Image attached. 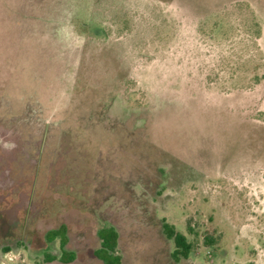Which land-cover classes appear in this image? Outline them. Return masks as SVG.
Segmentation results:
<instances>
[{
	"label": "rangeland",
	"instance_id": "rangeland-1",
	"mask_svg": "<svg viewBox=\"0 0 264 264\" xmlns=\"http://www.w3.org/2000/svg\"><path fill=\"white\" fill-rule=\"evenodd\" d=\"M257 75L264 0H0V155L39 149L0 209L43 210L29 230L0 215V264H45L62 222L75 264H103L102 223L122 264H264Z\"/></svg>",
	"mask_w": 264,
	"mask_h": 264
},
{
	"label": "flooded vegetation",
	"instance_id": "flooded-vegetation-1",
	"mask_svg": "<svg viewBox=\"0 0 264 264\" xmlns=\"http://www.w3.org/2000/svg\"><path fill=\"white\" fill-rule=\"evenodd\" d=\"M19 150L24 152V156L21 158L20 156L16 157L18 159H9L8 156L0 155V202H4L3 199L5 197L4 190H7L9 186H13L22 178L25 173V167H36L38 165V160L36 159L37 152L39 149L36 150V155H32L31 147L21 146ZM33 156V157H32ZM15 157V158H16ZM28 172V169H27ZM19 188L14 189V192H17ZM3 192V193H2ZM11 194V191H7ZM32 195V194H31ZM27 193L25 195V199L20 197V200L14 203L11 207H5L4 209H0V215L5 216L8 220H12L15 227H23L24 230H29L31 226L35 224V221L40 218L41 211H43L39 206V201L32 197ZM46 211V210H45ZM62 225L65 226V231L63 235L56 236L54 238L48 237V232L53 229H57ZM105 226H112L118 232V239H117V248L115 255L119 258V262L117 264H122L123 258L122 255L119 253V243H120V231L110 223H102L100 228L97 230V236L100 241V245L94 249L95 258L102 262L103 264H107L102 257L98 255V251L103 247V238H102V231ZM69 226L67 222L60 223L57 227L50 228L45 233V241L47 245L51 243H55L58 241L60 253L58 255L50 253L49 251H44V262L45 264H75L79 259L80 256L78 251L75 249H69L68 245L75 240L74 237L70 234ZM79 239V238H78ZM19 239L15 242L19 243ZM23 241V240H21ZM81 243V242H80ZM8 245V246H7ZM24 246V244H22ZM5 253L10 252L9 244H2ZM68 253V254H66ZM73 254V257L71 255ZM39 264V263H35Z\"/></svg>",
	"mask_w": 264,
	"mask_h": 264
},
{
	"label": "trees",
	"instance_id": "trees-1",
	"mask_svg": "<svg viewBox=\"0 0 264 264\" xmlns=\"http://www.w3.org/2000/svg\"><path fill=\"white\" fill-rule=\"evenodd\" d=\"M259 32V31H258ZM264 76V75H262ZM262 76H256V81L259 82L262 79ZM65 231V226L62 225L57 229L50 230L48 232L49 238H54L59 235H63ZM164 231L168 238L172 239L176 244V254H180L184 257H188L191 250V243L188 240V237L175 229V226L165 222ZM103 238V247L98 251V255L104 259L107 264H117L119 258L115 255L117 248V239L118 232L112 226H105L102 231ZM68 254V253H66ZM73 257V254L71 255Z\"/></svg>",
	"mask_w": 264,
	"mask_h": 264
}]
</instances>
